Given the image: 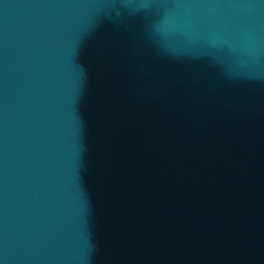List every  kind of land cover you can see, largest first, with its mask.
<instances>
[{
    "label": "water",
    "instance_id": "water-1",
    "mask_svg": "<svg viewBox=\"0 0 264 264\" xmlns=\"http://www.w3.org/2000/svg\"><path fill=\"white\" fill-rule=\"evenodd\" d=\"M0 264H264V0H0Z\"/></svg>",
    "mask_w": 264,
    "mask_h": 264
}]
</instances>
